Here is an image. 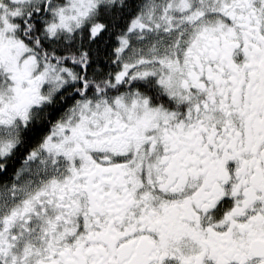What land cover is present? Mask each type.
<instances>
[{
  "label": "snow or ice",
  "instance_id": "1",
  "mask_svg": "<svg viewBox=\"0 0 264 264\" xmlns=\"http://www.w3.org/2000/svg\"><path fill=\"white\" fill-rule=\"evenodd\" d=\"M0 264H264V0H0Z\"/></svg>",
  "mask_w": 264,
  "mask_h": 264
}]
</instances>
